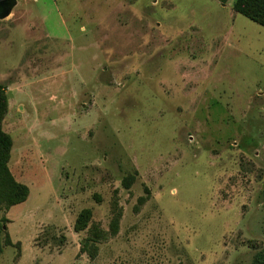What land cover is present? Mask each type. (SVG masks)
Returning a JSON list of instances; mask_svg holds the SVG:
<instances>
[{
  "label": "rangeland",
  "instance_id": "374dc122",
  "mask_svg": "<svg viewBox=\"0 0 264 264\" xmlns=\"http://www.w3.org/2000/svg\"><path fill=\"white\" fill-rule=\"evenodd\" d=\"M222 2L17 0L0 20L8 167L29 189L0 210V264L264 251V28Z\"/></svg>",
  "mask_w": 264,
  "mask_h": 264
},
{
  "label": "trees",
  "instance_id": "16d2710c",
  "mask_svg": "<svg viewBox=\"0 0 264 264\" xmlns=\"http://www.w3.org/2000/svg\"><path fill=\"white\" fill-rule=\"evenodd\" d=\"M225 3L226 0H221ZM233 11L249 21L264 28V0H235L232 6ZM7 111V98L5 89L0 86V210L7 211L9 208L26 201L29 189L26 185L14 180L10 173L8 162L12 141L2 130L1 122ZM91 218L90 210H82L75 222V230L82 231L86 228ZM4 220L0 219V257L4 245H10L8 238L2 242L1 235L4 232ZM252 264H264V251L259 252Z\"/></svg>",
  "mask_w": 264,
  "mask_h": 264
},
{
  "label": "water",
  "instance_id": "95a60500",
  "mask_svg": "<svg viewBox=\"0 0 264 264\" xmlns=\"http://www.w3.org/2000/svg\"><path fill=\"white\" fill-rule=\"evenodd\" d=\"M16 3L17 0H0V20H4L10 15Z\"/></svg>",
  "mask_w": 264,
  "mask_h": 264
},
{
  "label": "crops",
  "instance_id": "0c3cea01",
  "mask_svg": "<svg viewBox=\"0 0 264 264\" xmlns=\"http://www.w3.org/2000/svg\"><path fill=\"white\" fill-rule=\"evenodd\" d=\"M232 5H233V3H232ZM235 13V12H234Z\"/></svg>",
  "mask_w": 264,
  "mask_h": 264
}]
</instances>
